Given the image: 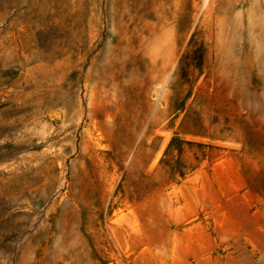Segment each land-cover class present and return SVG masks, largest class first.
I'll list each match as a JSON object with an SVG mask.
<instances>
[{
  "label": "rangeland",
  "instance_id": "obj_1",
  "mask_svg": "<svg viewBox=\"0 0 264 264\" xmlns=\"http://www.w3.org/2000/svg\"><path fill=\"white\" fill-rule=\"evenodd\" d=\"M0 264H264V0H0Z\"/></svg>",
  "mask_w": 264,
  "mask_h": 264
}]
</instances>
